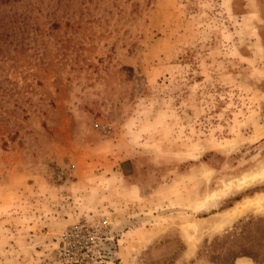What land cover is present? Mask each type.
<instances>
[{
  "label": "rangeland",
  "instance_id": "rangeland-1",
  "mask_svg": "<svg viewBox=\"0 0 264 264\" xmlns=\"http://www.w3.org/2000/svg\"><path fill=\"white\" fill-rule=\"evenodd\" d=\"M263 162L264 0H0V264H264Z\"/></svg>",
  "mask_w": 264,
  "mask_h": 264
},
{
  "label": "bare ground",
  "instance_id": "bare-ground-1",
  "mask_svg": "<svg viewBox=\"0 0 264 264\" xmlns=\"http://www.w3.org/2000/svg\"><path fill=\"white\" fill-rule=\"evenodd\" d=\"M264 182V162L259 166V168L248 175H245L240 184L243 186H248L256 182ZM239 187V185L237 186ZM239 189V188H238ZM229 190V188L227 189ZM225 196V194H223ZM264 213V193L256 194L253 197L244 199L243 201L234 205V207L228 209L220 215L218 219L213 221V224H188L193 230L197 229L199 231L211 230L217 231L223 228L225 225L229 224L236 217L241 216L247 212Z\"/></svg>",
  "mask_w": 264,
  "mask_h": 264
},
{
  "label": "trees",
  "instance_id": "trees-1",
  "mask_svg": "<svg viewBox=\"0 0 264 264\" xmlns=\"http://www.w3.org/2000/svg\"><path fill=\"white\" fill-rule=\"evenodd\" d=\"M240 226L238 228L234 227L235 230L239 229V237H241V240L244 241L246 244L244 245V248H256L253 247L254 245L261 247H264V219H258V220H249L246 222H239ZM234 235H236V232H233L227 236L224 237L225 242L229 241V239H233ZM217 243V240H215V244ZM241 244L237 245V249L229 250L230 254H233L234 252L240 255H245L252 259L255 263H263L264 261V249L260 250H254V249H247L246 251H243L241 249ZM210 254L215 255L216 253L210 252ZM218 256V255H217ZM217 258H214L212 261H216Z\"/></svg>",
  "mask_w": 264,
  "mask_h": 264
},
{
  "label": "built area",
  "instance_id": "built-area-1",
  "mask_svg": "<svg viewBox=\"0 0 264 264\" xmlns=\"http://www.w3.org/2000/svg\"><path fill=\"white\" fill-rule=\"evenodd\" d=\"M84 231V230H83Z\"/></svg>",
  "mask_w": 264,
  "mask_h": 264
},
{
  "label": "crops",
  "instance_id": "crops-1",
  "mask_svg": "<svg viewBox=\"0 0 264 264\" xmlns=\"http://www.w3.org/2000/svg\"><path fill=\"white\" fill-rule=\"evenodd\" d=\"M138 189V188H137Z\"/></svg>",
  "mask_w": 264,
  "mask_h": 264
}]
</instances>
